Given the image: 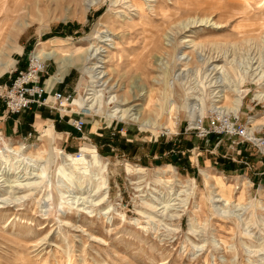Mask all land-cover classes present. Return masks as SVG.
Instances as JSON below:
<instances>
[{
  "label": "rangeland",
  "instance_id": "obj_1",
  "mask_svg": "<svg viewBox=\"0 0 264 264\" xmlns=\"http://www.w3.org/2000/svg\"><path fill=\"white\" fill-rule=\"evenodd\" d=\"M95 1L87 10L84 0H0V92L34 52L53 49L41 82L70 97L29 130L0 134L1 151L16 148L0 152V199L8 201L0 204V264H264V147L195 128L220 115L242 123L258 115L264 124V101L254 98L264 78L252 76L264 71V0H154L153 10L146 0ZM134 2L147 11L140 18ZM219 47L227 62H214ZM64 60L71 63L59 72ZM216 64L227 71L213 72ZM240 70L250 71L240 78ZM236 84L244 99L231 113ZM91 85L101 90V112L82 105ZM118 103L146 126L110 117ZM80 117L86 124L76 131ZM92 152L106 164L98 193ZM66 156L76 164L65 176ZM84 158L91 167L83 170ZM213 177L240 207L215 202L222 189Z\"/></svg>",
  "mask_w": 264,
  "mask_h": 264
},
{
  "label": "bare ground",
  "instance_id": "obj_2",
  "mask_svg": "<svg viewBox=\"0 0 264 264\" xmlns=\"http://www.w3.org/2000/svg\"><path fill=\"white\" fill-rule=\"evenodd\" d=\"M137 1V0H136ZM147 1V4H149V6H148V9H150L151 8V10H153V1L154 0H146ZM94 2H96L95 0H84V6H85V8L88 10V9H90L92 6H94L95 5V3ZM138 2V1H137ZM38 3V2H37ZM115 3V2H114ZM136 2H134V4H132L131 5V7H135V9H133V11H136V16H134V17H138V18H140L141 16H142V14L143 13H145V12H147L144 8H140V7H137V3L135 4ZM75 5V4H74ZM167 15V14H166ZM6 16V15H5ZM5 19V18H4ZM7 19V18H6ZM208 19H206V21H207ZM203 21H205V18L203 19ZM208 22V21H207ZM15 24V23H14ZM13 24V25H14ZM215 24H217V22H215ZM21 26V25H20ZM188 26V25H187ZM187 26H185L184 28L186 29L187 28ZM7 27V26H6ZM193 27V26H192ZM173 31V30H172ZM200 31H203L202 29L200 30ZM152 33V35H151V37H150V40H151V42H153V31L151 32ZM201 32H199V31H194L193 32V35H194V37L196 36H199V34H200ZM10 35V34H9ZM7 37V36H6ZM8 39V38H7ZM6 39V40H7ZM5 40V41H6ZM11 40H13V39H11ZM103 40V39H102ZM196 38H192V39H190V40H185V41H187V42H191V43H196ZM8 41V40H7ZM256 41H259V40H256ZM260 42L262 43V44H264V34H262L261 35V37H260ZM2 43H4V41L2 42ZM5 43H7V42H5ZM4 43V44H5ZM198 43V42H197ZM199 44V43H198ZM7 45V44H6ZM9 45V44H8ZM11 46V45H10ZM220 46V45H219ZM222 47H219V49H218V52H217V56H215L216 58H217V60H215L216 58H214V62H217V61H225V62H227V59H226V56L228 55L227 54V52L226 51H224L223 49H221ZM37 53V54H36ZM34 52L33 53V55L35 56V57H41V58H43L44 59V57H50V56H57L58 55V53L57 52H55V51H53V49H41V50H39V51H37V52ZM101 53V52H100ZM227 54V55H226ZM97 57V56H96ZM225 58V59H224ZM62 58H59V60H61ZM68 63H71V60H64V61H62V65L60 66V69H59V72H62L63 70H65V68L67 67V65H68ZM97 64V63H96ZM7 67V65H3V66H1L0 67V70H3V69H5ZM87 67V66H86ZM93 67H95V66H93ZM98 67H100V66H98ZM97 67V68H98ZM227 66H226V64H216V65H214L213 66V68H212V70H213V72L214 71H217V72H219V73H223L224 72V70H225V68H226ZM83 68H84V66H83ZM96 68V67H95ZM103 68V67H102ZM258 69V67H256V68H253V66L250 68V70L251 71H253V70H257ZM93 70V69H92ZM249 70V71H250ZM84 71H86V68H84ZM104 71V70H103ZM103 71L101 70V72L99 73V75H98V77L101 79V78H104V77H106V75L107 74H104V75H102L101 73H103ZM225 71H227V69L225 70ZM249 71H246V70H240V75H239V77L240 78H244V77H246V75L249 73ZM58 72V73H59ZM109 74V73H108ZM218 74V73H217ZM254 74H256V75H252V76H254V78H258V80H261V79H263L264 78V71H260V72H257V73H254ZM210 75V74H209ZM213 75V74H212ZM108 76V75H107ZM99 78H97V79H99ZM96 79V80H97ZM95 83H96V81H95ZM94 84V83H93ZM95 85V84H94ZM92 86V92L89 94V95H91L90 97H88V99L82 104L83 105V107H85V108H87V109H89V110H93V111H96V112H101L102 110H103V108H104V103H103V101H101L102 99V97H101V95H99V92L101 91V90H97L95 87H98V86H93V85H91ZM100 86V85H99ZM236 87H235V89H234V91L235 92H238L239 94H240V96H238L237 98H235V101H234V106L233 107H229L228 109H229V111L232 113V112H235V113H238L239 112V110H240V108H241V105H242V101H243V99H244V96H243V92L244 91H242L241 90V88H240V85H238V84H236L235 85ZM263 86H264V84H263ZM0 90H1V87H0ZM216 90V89H215ZM169 90H168V87H166V92H168ZM171 91V90H170ZM219 92H217V93H220L222 90H218ZM237 93V94H238ZM102 94V93H101ZM217 96V95H216ZM255 97V99H258V100H260V101H264V88H263V90H258L256 93H255V95H254ZM222 97V96H221ZM111 98V97H110ZM110 98H108V99H110ZM114 98V97H113ZM217 101H220V100H217ZM112 102H114V101H111V102H108V101H106V104L108 103V104H111ZM125 104L124 103H121V104H117L114 108H112L110 111H109V116L110 117H112V118H119L120 120H124V119H131V120H134V121H136V122H141L142 123V125H144V126H146L145 125V123L141 120V117L137 114V113H135V112H132L133 110H134V108H129V107H125L124 106ZM228 111V110H227ZM234 113V114H235ZM251 121H252V123H253V126L252 127H250L251 129L249 130L250 131V133L252 134L256 129H260L259 127L260 126H263L264 124H262V125H256L255 123H257L258 121H259V119H258V115H256V116H254V115H252V118H251ZM197 124V123H196ZM259 126V127H258ZM258 127V128H257ZM47 137H48V140H51V141H54V142H57V138H56V136H54V134L52 133V131L51 130H48L47 131ZM255 138V137H254ZM255 140V142L257 143V144H260V140H258V139H254ZM1 147H2V144L0 143V152L1 153H4V151H7V152H15V150H16V148L14 149H12V148H10V147H8L7 145L5 146L6 148L5 149H3L4 151H1ZM24 149H27V147L26 146H24L23 144H21L20 145V147H19V149L17 150V151H24ZM63 154V153H62ZM91 165H93V166H96L97 167V173L96 174H94L93 176H92V178H93V181H95V182H97V186H94V190H91L92 192L93 191H95V192H101V191H105L106 190V187L104 186V184H105V180H102V178H103V176H101V175H103L104 174V172H105V168H106V164L105 163H103V161H102V158H101V156L98 154V153H94V152H92V154H91ZM68 161H70V163H67ZM64 166L65 165H71L70 166V171H66V170H64L63 171V175H69L67 172H70V173H72L73 172V166L76 164V159H74L73 157H71V156H66V158L64 157ZM81 163L83 164V170L84 169H87L88 167L90 168L91 167V165H89L90 164V161H88L86 158H84V159H82L81 160ZM86 163V164H85ZM89 165L88 167L87 166H85V165ZM86 171V170H85ZM90 173H91V171H90ZM206 174V173H205ZM207 176V178H211V176L208 174V175H206ZM213 179L215 180V182H216V188H221L222 190L221 191H218L217 190V194H216V200H215V202H220L221 203V207L222 208H227V207H229V206H232L233 204H235V201L234 200H232L231 199V188L229 187V186H226V185H224V183H223V181L221 180V178H215V177H213ZM80 183H81V181H80ZM19 186V185H18ZM11 189H16L17 188V186H9ZM8 187V188H9ZM21 187L22 188H26V189H32V184L31 183H28L27 185H21ZM95 188H96V190H95ZM94 196H96V193L95 194H93ZM25 196V195H24ZM23 196V197H24ZM105 196H106V194H105V192H104V194H103V196L100 198V200L102 201V200H105ZM23 197H20L19 196V198L21 199V198H23ZM3 198V197H2ZM99 198L97 197V199L99 200ZM18 199V198H17ZM4 200H6L7 201V197L6 198H4V199H0V204L1 203H3V204H7L6 203V201H4ZM19 200V199H18ZM96 200V199H95ZM99 200V201H100ZM100 201V202H101ZM8 202V201H7ZM100 202H98V203H100ZM169 203V202H168ZM239 205H241V204H235V206H237V207H240ZM170 206V205H169ZM262 206V208H264V204H262L261 205ZM4 206H1L0 205V208H3ZM233 208V207H232ZM237 209V208H236ZM222 211H223V209H221ZM220 210V211H221ZM228 209H226V211H227ZM237 210H239V209H237ZM224 211H225V209H224ZM191 230L193 231V226L191 227Z\"/></svg>",
  "mask_w": 264,
  "mask_h": 264
},
{
  "label": "built area",
  "instance_id": "obj_3",
  "mask_svg": "<svg viewBox=\"0 0 264 264\" xmlns=\"http://www.w3.org/2000/svg\"><path fill=\"white\" fill-rule=\"evenodd\" d=\"M47 58L35 57L31 55L26 71H20L14 79L12 86H6L0 97L6 103L9 113L17 116L24 114L26 110L33 106L46 107L53 111L66 107L70 97H66L61 91H55V84L49 86L41 82L43 74L46 72ZM59 105V108L57 107ZM86 120L83 117L72 121L73 127L77 131H83ZM250 126H253L251 118L246 123H242L239 117L229 118L224 115L211 117L205 124L203 121L197 123L196 130L199 136L207 137L210 134H228L230 136L243 137L246 141L255 142V131L250 133ZM115 134V133H114ZM255 137V138H254ZM260 140V147H264V136L256 138Z\"/></svg>",
  "mask_w": 264,
  "mask_h": 264
},
{
  "label": "crops",
  "instance_id": "obj_4",
  "mask_svg": "<svg viewBox=\"0 0 264 264\" xmlns=\"http://www.w3.org/2000/svg\"><path fill=\"white\" fill-rule=\"evenodd\" d=\"M47 83L49 84V86L53 85L52 82H49L48 80ZM42 111H45V113L51 112V110L46 107L35 105L32 107V109L26 110L21 116L13 115L8 112L6 103L0 97V134L2 136H6L7 134L13 135L18 132L29 130L30 127H34V123H36L39 119H42V115L39 114L42 113ZM50 128H52V126ZM85 145H88V143H86Z\"/></svg>",
  "mask_w": 264,
  "mask_h": 264
}]
</instances>
